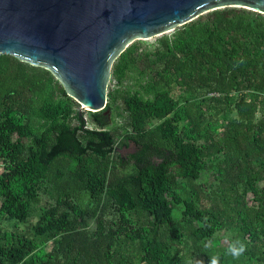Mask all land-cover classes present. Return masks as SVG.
<instances>
[{
  "label": "trees",
  "instance_id": "1",
  "mask_svg": "<svg viewBox=\"0 0 264 264\" xmlns=\"http://www.w3.org/2000/svg\"><path fill=\"white\" fill-rule=\"evenodd\" d=\"M140 48L92 128L49 71L0 55V264H264V14L213 10Z\"/></svg>",
  "mask_w": 264,
  "mask_h": 264
},
{
  "label": "water",
  "instance_id": "2",
  "mask_svg": "<svg viewBox=\"0 0 264 264\" xmlns=\"http://www.w3.org/2000/svg\"><path fill=\"white\" fill-rule=\"evenodd\" d=\"M226 7L264 14V0H0V55L49 71L81 109L99 112L111 65L132 39Z\"/></svg>",
  "mask_w": 264,
  "mask_h": 264
},
{
  "label": "rangeland",
  "instance_id": "3",
  "mask_svg": "<svg viewBox=\"0 0 264 264\" xmlns=\"http://www.w3.org/2000/svg\"><path fill=\"white\" fill-rule=\"evenodd\" d=\"M236 8H239V7H236ZM210 12V11H209ZM206 13H208V11L207 12H204V13H202V15L204 14V15H206ZM176 27H178V26H176ZM176 27H174V28H176ZM171 32H167V33H165V34H170ZM165 34H163V35H165ZM160 36H162V35H157V36H153V37H150V38H147V39H141V38H134V39H132L131 41H130V43L128 44V46L130 45V44H132V43H138L140 46H141V48H140V50L141 51H144L145 49H152L153 48V46H155V42H156V40L160 37ZM145 81V79H142V78H140V76L138 75V73L137 72H132V71H130V72H127L126 73V77H125V81H124V83H123V85L121 86V87H123L125 90H128V91H130V92H135V91H137L139 88H138V84L139 83H143ZM110 83V82H109ZM108 83V85H110L111 87H112V84H109ZM112 83V82H111ZM108 89V88H107ZM178 93V91L176 90V89H173L172 90V96H176V94ZM79 111L81 112V114H83V120L85 121V123H84V127H87V128H92L93 126H92V124H91V120H90V116H89V112L88 111H85V110H83V109H81V107L79 106ZM107 115H108V112H107ZM110 121H112L113 123H116V124H121L122 123V118H120V117H118L117 115H115V113L114 114H112L111 115V118H110ZM110 123V122H109ZM118 152H119V154L121 155V156H126V155H129V154H132V153H134L135 152V147H134V145L133 144H130L128 147H126V148H120L119 150H118ZM249 197H250V195H249ZM46 198H45V196H43L42 195V197H41V200H40V206H42V205H44L46 202ZM35 221H36V217L35 216H32L29 220H28V222L26 223V224H20V225H18V228L20 229V230H26V229H28V227L30 226V225H32V224H34L35 223ZM2 225V227H5V228H9V229H11V227H12V225H13V222H7V221H2V223H0V226ZM222 244H225L226 243V241L224 240V239H222V242H221Z\"/></svg>",
  "mask_w": 264,
  "mask_h": 264
},
{
  "label": "clouds",
  "instance_id": "4",
  "mask_svg": "<svg viewBox=\"0 0 264 264\" xmlns=\"http://www.w3.org/2000/svg\"><path fill=\"white\" fill-rule=\"evenodd\" d=\"M245 250V245L241 241L236 240L230 243L228 254L232 255L234 258H238ZM211 264H220L219 257H214L211 260Z\"/></svg>",
  "mask_w": 264,
  "mask_h": 264
}]
</instances>
